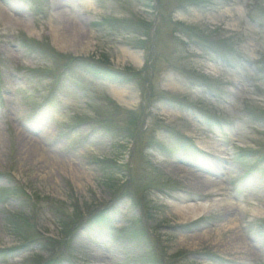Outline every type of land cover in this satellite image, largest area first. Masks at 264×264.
<instances>
[{"label":"rangeland","instance_id":"rangeland-1","mask_svg":"<svg viewBox=\"0 0 264 264\" xmlns=\"http://www.w3.org/2000/svg\"><path fill=\"white\" fill-rule=\"evenodd\" d=\"M0 264H264V0H0Z\"/></svg>","mask_w":264,"mask_h":264},{"label":"bare ground","instance_id":"bare-ground-1","mask_svg":"<svg viewBox=\"0 0 264 264\" xmlns=\"http://www.w3.org/2000/svg\"><path fill=\"white\" fill-rule=\"evenodd\" d=\"M125 90H115V95L119 98L123 99L126 95ZM213 148H216V150L220 149L219 146H212ZM213 183V182H212ZM230 204H233L232 202H229ZM216 207V204L206 202H199L196 205L188 204L186 206H178L176 207V211L178 212L179 216L182 217L183 222H190V221H196L200 219L206 211H210Z\"/></svg>","mask_w":264,"mask_h":264}]
</instances>
